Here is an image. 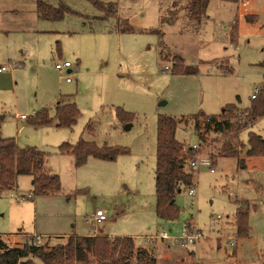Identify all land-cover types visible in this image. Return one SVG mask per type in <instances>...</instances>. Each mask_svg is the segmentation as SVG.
I'll list each match as a JSON object with an SVG mask.
<instances>
[{
    "label": "rangeland",
    "instance_id": "374dc122",
    "mask_svg": "<svg viewBox=\"0 0 264 264\" xmlns=\"http://www.w3.org/2000/svg\"><path fill=\"white\" fill-rule=\"evenodd\" d=\"M6 1L21 8L32 0ZM67 1L84 14L99 13L87 0ZM104 1L117 2L120 23L117 18L97 22L91 31L80 16L68 14L59 21H43L53 26L46 34L1 40L0 62L12 58L13 67L0 76V137L14 138L21 148L46 151L47 167L59 175L62 191L34 196L32 176H19L13 190L0 194V234L18 246L35 231L82 232L89 227L85 218L100 208L108 216L101 224L105 230L139 234L138 245L159 250L158 264H264L263 156H249L244 162L219 157L214 163L218 142L211 135V144H202L200 151L212 159L215 171L204 165L196 169L195 194L183 189L175 198L179 218L159 219L155 211L159 116L216 115L228 104L250 105L255 87L264 83V0H211L201 22L190 16V0ZM177 56L194 73L175 72ZM60 60L73 64L71 82L55 68ZM62 98L80 109L74 126H56V119L48 125L30 123L43 109L54 118ZM118 109L132 118L123 122ZM20 114L29 118L20 119ZM89 125L92 131H85ZM250 131L264 138V117L243 128L240 137L247 141ZM176 136L189 147L201 143L192 123L179 125ZM81 137L127 152L114 160L90 157L76 167L72 155L57 149ZM237 200L253 205L250 233L244 237L235 232ZM188 221L205 237L187 247L193 251H187L185 262L171 258L160 250L163 241L149 236L167 230L176 238ZM220 224L226 225L212 234ZM151 238L153 244L146 243ZM67 239L48 237L42 243Z\"/></svg>",
    "mask_w": 264,
    "mask_h": 264
},
{
    "label": "trees",
    "instance_id": "16d2710c",
    "mask_svg": "<svg viewBox=\"0 0 264 264\" xmlns=\"http://www.w3.org/2000/svg\"><path fill=\"white\" fill-rule=\"evenodd\" d=\"M87 1L97 9L98 14H84L67 0H56V4H51L47 0H37L36 11L41 20L52 22L62 20L68 14L78 15L84 20V26L91 31H94L93 27L97 22H107L117 18L120 23L117 2ZM190 1V16L201 22L207 16V8L211 0ZM253 18L254 15H248V19ZM177 60L180 62L175 63V72L194 73L182 57L177 56ZM80 115V109L75 102L62 98L56 105L54 118L47 109H43L32 115L30 123L48 125L56 119V126L72 127ZM118 115L125 123L132 118V114L124 112L123 109H118ZM262 117H264V84L246 108H240L237 104H228L216 115L200 112L189 117L159 116L155 168V211L158 218L167 221L179 218L180 208L175 203L177 194L183 189L189 190L196 186V169L190 165L196 151L177 138L179 125L192 123L201 139L200 146L211 144L210 136H214L212 141L218 142L214 163L219 157H234L244 162L249 156L264 157V138L260 134L250 131L247 141L240 137L243 128ZM85 131H92V127L87 126ZM57 150L60 154L72 155L76 167L84 165L90 157L114 160L127 152L126 148L108 144L98 145L83 137L76 143L63 142ZM46 154V151L35 146L21 148L14 138L0 137V194L5 190H13L19 176L22 175L32 176L34 196L60 193L61 179L46 166ZM237 204L234 214L236 235L248 236L252 204L249 201L239 200ZM192 223L193 221L186 223L189 229L192 228ZM67 238L64 243L50 245L45 242L38 245L31 236L18 246H13L9 239L0 234V264H37L36 260L43 264H158L153 247L137 245L135 238L131 236L72 234Z\"/></svg>",
    "mask_w": 264,
    "mask_h": 264
},
{
    "label": "crops",
    "instance_id": "0c3cea01",
    "mask_svg": "<svg viewBox=\"0 0 264 264\" xmlns=\"http://www.w3.org/2000/svg\"><path fill=\"white\" fill-rule=\"evenodd\" d=\"M18 5H21V4H18ZM18 5H10L6 0H0V47H1V40L2 39H8L9 36H17L19 34H40V33L46 34L47 32L50 31L51 28H53V26H51V25H50L51 27L49 25H43L44 23H42V22L46 21V20H41L38 17V14L36 11L37 0L29 1L25 7L19 8ZM20 9L25 10L26 12L18 13V12H20ZM2 51H5V48H2ZM20 51L23 52V49H21V47H20ZM58 51H59V57L62 58L61 57V50H59V48H58ZM0 52H1V50H0ZM23 56H24V52H23ZM0 59H1V55H0ZM11 61H12V58L8 57V62H3V63L0 62L1 65L10 64L9 68H7L3 72H0V76H7L8 74H5L6 71L12 70L13 65H12ZM76 69H78V67H76ZM1 74H5V75H1ZM46 166H47V164H46ZM49 169L52 170L51 167H49ZM99 209L100 208H98L97 210H99ZM97 210L92 212L91 215H88V217L94 216V213ZM86 218H85V223L87 225H89V227L82 232H73L71 234L65 232V233H58V234L49 235V234H42V233L35 231L34 233H32V237L35 238L37 235H40L42 237V239L43 238L45 239L48 237H50V238L60 237V236L66 237V236H70L72 234H75V235H88V236L106 235L109 237L131 236V237L137 238L139 235L137 233H130V232H127L124 235H113V234L109 233L107 230H105L104 226L103 227L101 226L102 223H105L107 221V219H108L107 214H106V219L104 221L95 222L92 224L87 223ZM231 221L228 220L225 223L228 224ZM226 224L216 225V227L211 230L212 234H219L220 229H222L221 226L226 225ZM164 231H167V230H164ZM170 232H171V229H170ZM159 235L160 234H154V235H149V236L150 237L155 236V240L161 239L163 241V244L165 245V248L162 247V248H160V250H163L164 252H166L171 258H174V259L175 258H181L182 261L185 262L186 257H187V251H189V253L191 251H193V250L190 251L188 248H184V250L178 249L176 246H180V244L177 242L175 237H172L169 239H162L159 237ZM155 240L153 238H151V239L147 240L146 243L152 242V244H153V241H155ZM167 240H171V241H167ZM202 240H204V239H201L197 243L201 244ZM152 247H153V249L155 251V255H156V253L159 250H156L157 248L155 246H152ZM172 247H173V249H172ZM231 253H233V252H231Z\"/></svg>",
    "mask_w": 264,
    "mask_h": 264
},
{
    "label": "built area",
    "instance_id": "2783aa9c",
    "mask_svg": "<svg viewBox=\"0 0 264 264\" xmlns=\"http://www.w3.org/2000/svg\"><path fill=\"white\" fill-rule=\"evenodd\" d=\"M9 67H10V64H5V65L0 64V72L5 71ZM55 68L59 71V73L62 75V77L65 78V80L67 82L72 81V75L71 74H72L73 64L70 61H67V60L57 61L55 63ZM165 68L169 69L168 66H166ZM262 87H263L262 84L260 86L255 87L254 93L252 94V99H254L256 97V95L261 91ZM19 118L20 119H27L28 116L25 114H20ZM191 148L196 151V153H195L196 157H194V159H192L190 161V165L194 169H197L200 166L204 165V166H207L211 172H214L215 168L213 167L212 159L209 156L205 155L204 152L200 151L201 150L200 144H195V145L191 146ZM195 191H196V188L193 187V188L189 189L188 192L190 195L193 196L195 194ZM220 217L221 216H218V218H220ZM105 219H106L105 212L102 209H99L94 213V216L87 217L86 222L92 224L95 222L104 221ZM159 237L162 239L172 238L170 236V234L168 233V231L161 232ZM204 237H205V234H204L202 229H200L196 225H193L192 228L189 229L187 224H185L184 228L182 229L181 234L178 237H176V240L180 244L181 247L187 248L190 245L196 244L198 241H200ZM35 241L38 245H41L42 244V237L40 235H37L35 237ZM230 244L233 246L235 244V241L230 242Z\"/></svg>",
    "mask_w": 264,
    "mask_h": 264
}]
</instances>
